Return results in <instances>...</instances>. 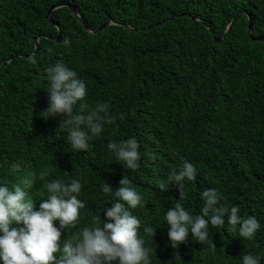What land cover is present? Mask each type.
<instances>
[{
	"label": "trees",
	"instance_id": "trees-1",
	"mask_svg": "<svg viewBox=\"0 0 264 264\" xmlns=\"http://www.w3.org/2000/svg\"><path fill=\"white\" fill-rule=\"evenodd\" d=\"M60 2L116 24L58 8L57 43ZM239 12L264 35V0H0V264H264V42L247 15L225 33Z\"/></svg>",
	"mask_w": 264,
	"mask_h": 264
},
{
	"label": "water",
	"instance_id": "water-1",
	"mask_svg": "<svg viewBox=\"0 0 264 264\" xmlns=\"http://www.w3.org/2000/svg\"><path fill=\"white\" fill-rule=\"evenodd\" d=\"M62 7H66L68 8L71 13L77 18V20L84 26V28L86 29L87 32L91 33V34H94V33H97L98 31L104 29L106 26H109V25H115L116 23L110 19V18H107L105 20V22L97 27V28H92V26H90L89 24H87L86 22H84V20L81 18V16L79 15L78 13V9L75 5H71V4H67V3H64V2H60L58 4H55L53 6H51L47 12V15H46V20L49 24H52L55 26V28L58 30V34L56 36H53L51 37L52 40L56 41L57 43H60L61 42V33H60V28H59V25L53 21L52 19V16H51V13L58 9V8H62ZM243 15H247L248 17V25H247V31H248V35L251 37V39L253 41H261V42H264V35H261V36H257V37H252V22H251V19H250V15L245 13V12H239L237 13L233 18L232 20L230 21V23L228 24L227 26V29L225 31V33H228L231 29V27L233 26V24L235 23L236 20H238L241 16ZM193 21L195 22H198L199 20L193 18L192 19ZM157 25V24H155ZM125 28H128V26L124 25ZM152 26H150L151 28ZM148 29V28H147ZM216 42H221L223 41V38H220V37H216L215 38ZM34 44H35V50H34V53L30 54V55H27L26 58H30L33 54L37 53L38 50H39V43H38V37H36L34 39ZM14 57H16L15 55H12L8 60H6L3 64L4 65H7L9 63V61H11Z\"/></svg>",
	"mask_w": 264,
	"mask_h": 264
}]
</instances>
